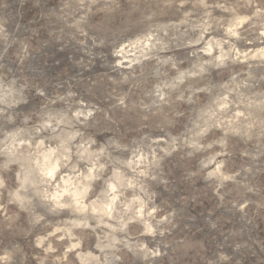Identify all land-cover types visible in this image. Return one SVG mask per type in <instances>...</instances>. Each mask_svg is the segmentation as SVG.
Returning a JSON list of instances; mask_svg holds the SVG:
<instances>
[{
	"label": "clouds",
	"instance_id": "9594fccd",
	"mask_svg": "<svg viewBox=\"0 0 264 264\" xmlns=\"http://www.w3.org/2000/svg\"><path fill=\"white\" fill-rule=\"evenodd\" d=\"M26 7L0 6V264H264V0Z\"/></svg>",
	"mask_w": 264,
	"mask_h": 264
},
{
	"label": "rangeland",
	"instance_id": "374dc122",
	"mask_svg": "<svg viewBox=\"0 0 264 264\" xmlns=\"http://www.w3.org/2000/svg\"><path fill=\"white\" fill-rule=\"evenodd\" d=\"M0 6H3V14L4 15H6V16L10 15L13 18L19 19L17 14L21 13L24 15L25 21H26L27 17L31 14L28 7L24 8V9L20 8V0H0ZM53 53H54V50H50L49 56L53 57L54 59H62V66L67 63V58H66L65 54H55L53 56ZM46 71L49 74H52L54 71H56V69H54L52 67V60L51 59L49 60V67ZM207 207H210V204H208V202L205 201L204 208L206 209ZM199 211H200V209L193 208L192 206H189L188 208L185 209V214L186 215H195ZM217 214L219 215L220 213H217ZM200 219L201 218L198 217L197 222H199ZM193 227H195V225ZM200 235L201 234L197 233L194 238L198 239V238H200Z\"/></svg>",
	"mask_w": 264,
	"mask_h": 264
}]
</instances>
